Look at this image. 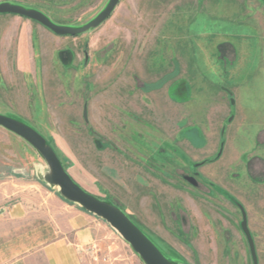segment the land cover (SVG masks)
<instances>
[{
    "label": "rangeland",
    "instance_id": "374dc122",
    "mask_svg": "<svg viewBox=\"0 0 264 264\" xmlns=\"http://www.w3.org/2000/svg\"><path fill=\"white\" fill-rule=\"evenodd\" d=\"M4 2L79 27L109 0ZM0 114L41 133L84 191L118 205L168 258L254 264L243 207L264 264V0H121L78 37L0 15ZM45 168L0 128V181L58 194ZM55 212L51 238L69 231L64 210ZM97 221L87 264H144Z\"/></svg>",
    "mask_w": 264,
    "mask_h": 264
},
{
    "label": "crops",
    "instance_id": "0c3cea01",
    "mask_svg": "<svg viewBox=\"0 0 264 264\" xmlns=\"http://www.w3.org/2000/svg\"><path fill=\"white\" fill-rule=\"evenodd\" d=\"M56 208L67 215L69 231H60L65 233L51 238L48 232L58 234L53 227L54 218L60 214L55 212ZM37 212L46 220L39 225L37 217L33 218ZM29 220L33 229L23 235V224ZM48 224L52 230L46 227ZM99 232L96 217L67 203L56 192L40 184L18 186L0 181V264H87L84 254L97 243ZM39 233L45 240L41 243H38ZM26 247L31 249L22 253L21 249ZM8 254L11 258L7 259Z\"/></svg>",
    "mask_w": 264,
    "mask_h": 264
},
{
    "label": "water",
    "instance_id": "95a60500",
    "mask_svg": "<svg viewBox=\"0 0 264 264\" xmlns=\"http://www.w3.org/2000/svg\"><path fill=\"white\" fill-rule=\"evenodd\" d=\"M121 0H109L106 7L91 21L79 27H71L54 23L43 12L10 2L0 3V15H15L37 22L57 36L78 37L100 28L113 15ZM233 103V102H232ZM0 128L24 140L41 156L46 168L41 173L43 182L67 203L77 205L88 214L103 220L111 226L130 245L144 264H186L176 258H168L159 246L131 220V218L115 203L100 200L84 191L67 173L54 147L34 128L17 119L0 114ZM189 181L195 185V180ZM243 214L242 230L247 238L254 264H258L255 243L248 227L247 214Z\"/></svg>",
    "mask_w": 264,
    "mask_h": 264
},
{
    "label": "built area",
    "instance_id": "2783aa9c",
    "mask_svg": "<svg viewBox=\"0 0 264 264\" xmlns=\"http://www.w3.org/2000/svg\"><path fill=\"white\" fill-rule=\"evenodd\" d=\"M97 245L96 243L90 248L87 250V252H90V251H93L94 249H96Z\"/></svg>",
    "mask_w": 264,
    "mask_h": 264
},
{
    "label": "flooded vegetation",
    "instance_id": "af4514ba",
    "mask_svg": "<svg viewBox=\"0 0 264 264\" xmlns=\"http://www.w3.org/2000/svg\"><path fill=\"white\" fill-rule=\"evenodd\" d=\"M245 210V209H244ZM242 211V210H241ZM247 214V213H246ZM242 217H243V214H242ZM247 239V238H246Z\"/></svg>",
    "mask_w": 264,
    "mask_h": 264
},
{
    "label": "trees",
    "instance_id": "16d2710c",
    "mask_svg": "<svg viewBox=\"0 0 264 264\" xmlns=\"http://www.w3.org/2000/svg\"><path fill=\"white\" fill-rule=\"evenodd\" d=\"M53 146V145H52ZM55 149V148H54ZM220 155H218V157H219ZM70 204V203H69Z\"/></svg>",
    "mask_w": 264,
    "mask_h": 264
}]
</instances>
